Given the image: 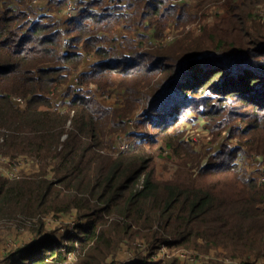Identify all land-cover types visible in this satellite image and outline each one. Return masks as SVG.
<instances>
[{
	"label": "trees",
	"instance_id": "1",
	"mask_svg": "<svg viewBox=\"0 0 264 264\" xmlns=\"http://www.w3.org/2000/svg\"><path fill=\"white\" fill-rule=\"evenodd\" d=\"M67 2L45 0V9L58 12ZM79 6L68 19L32 22L28 0H0V153L40 163L17 179L0 174V219H23L35 236L9 253L7 264H67L71 253L73 264H103L119 239L140 237L159 241L155 249L219 248L264 260V182L237 162L242 146L264 152V0ZM208 7L219 10L214 23L186 30ZM86 56L92 63L78 71ZM90 84L101 96L114 95L113 105L84 92ZM204 92L232 98L230 114L245 123L235 129L237 146L206 160L174 127ZM139 110L135 125L141 118L139 127L158 135L135 130L131 147L117 150L118 131H127ZM158 136L178 158L165 179L146 144ZM72 211L84 220L74 232L58 238L46 231L45 216ZM138 264L179 263L164 257Z\"/></svg>",
	"mask_w": 264,
	"mask_h": 264
},
{
	"label": "rangeland",
	"instance_id": "2",
	"mask_svg": "<svg viewBox=\"0 0 264 264\" xmlns=\"http://www.w3.org/2000/svg\"><path fill=\"white\" fill-rule=\"evenodd\" d=\"M80 7V6H79ZM78 9V7H76ZM218 10V9H215ZM214 9L208 7L199 12V18L196 17L193 22L187 25L186 30L188 29H199L206 24H212L215 21ZM61 11V10H60ZM219 11V10H218ZM217 12V11H216ZM198 16V15H197ZM198 20V21H197ZM59 30L63 31L64 25L60 24L58 27ZM200 30V29H199ZM196 30V31H199ZM166 40L171 36L170 32L166 33ZM84 69V68H82ZM199 69V67H198ZM77 76V73H72V85L75 83L74 78ZM83 91H89L91 95H96L97 99L101 102L102 105L110 107L114 103L115 96L104 94V96L99 95L98 89L94 84L84 85ZM206 92L200 94L195 104L196 108H187L185 112H180L178 117V122L176 124L177 129L182 133V140L187 142V145L194 149L196 153L200 154V158L205 157V160L211 154H215L220 151H227L229 147H235L239 143V138L237 135L234 136L236 128L244 126L245 123L239 118L238 113L230 114L232 109L235 107L233 102H231L230 97L224 96L222 94H205ZM115 94V92H113ZM183 97V95H182ZM17 98L14 97L13 99ZM185 102L188 99H191V94H187L185 97ZM19 106V105H18ZM211 106L214 108V111L211 115H200L198 110H205L206 107ZM142 109V108H141ZM140 109V110H141ZM137 111L130 121H132L131 126L134 128L131 129L127 127V131L121 132L120 141L136 140L134 137L137 134H133L135 130L139 135H143L144 132H151L158 135L157 130L146 129L144 126L139 127V122H143L138 118V122L135 125L136 121L134 118L141 117V112ZM184 113V114H183ZM171 128L169 131H173ZM139 129V130H138ZM141 129V131H140ZM143 130V131H142ZM1 131H5L1 129ZM140 131V132H139ZM129 137H132L130 139ZM159 136L152 142L148 141L147 147H150L151 154L153 155V168L156 174L165 179L167 176H170L171 173L176 169L175 162H178V158L173 154V151H170L161 140L158 141ZM26 154L19 155H8L0 153V174L6 179H17L24 175H30L39 170L40 163L33 157L28 156L31 162L30 166L27 169L17 170L13 169L11 176L9 172H5L4 168L10 165V162H5L8 159H14V162L22 163V156ZM259 155L260 161L262 163L254 165L251 163L253 156ZM33 158V160H32ZM237 162L242 168H246L248 172L252 174L260 175L261 171L264 169V152H250L246 150V147L242 146L237 152ZM11 168V167H10ZM17 170V171H16ZM15 171V172H14ZM263 174V172H262ZM23 219H0V264H7V256L9 253L13 252L15 249L21 247L24 244L31 243L35 236L31 230L24 228ZM45 229L50 235L62 237L65 233L74 232L75 226L77 223L84 224V220L79 221L74 214V212L49 214L45 216ZM159 237V236H158ZM159 239V238H157ZM159 241L146 240L145 238H125L119 239L116 243L114 249L111 253L105 258L103 264H138L145 262H154L164 257L175 258L179 264H225L227 260L232 259H242L244 261H256L257 258L250 257L246 259L244 256L235 257L230 253L219 248H209V247H194L193 248H177L171 244H162L161 247L155 249ZM195 248V249H194ZM153 251V252H152ZM189 257L193 258L190 259ZM76 260V257L73 253L69 254L67 264H73ZM263 262L264 260L261 259Z\"/></svg>",
	"mask_w": 264,
	"mask_h": 264
},
{
	"label": "built area",
	"instance_id": "3",
	"mask_svg": "<svg viewBox=\"0 0 264 264\" xmlns=\"http://www.w3.org/2000/svg\"><path fill=\"white\" fill-rule=\"evenodd\" d=\"M78 1L79 0H68L67 5L64 7V9H62L61 11L58 12H50L48 10L45 9V0H28V7L31 8L28 12L27 15V19H29L30 21L34 22L36 20L39 19V17H45L44 19H46L47 16H52L55 18V20H65L68 19L70 17H72L74 14L77 13V11L79 10L80 7H78ZM173 3H183L185 1L188 0H171ZM76 7H78V9H76ZM63 39H62V46L64 47L67 44V39L65 37V35H63ZM92 58L90 56H86L83 59V62L79 68L78 71H80L82 68H86L88 65H90L92 63ZM75 83H77V77L74 78ZM14 100V104L15 105H23L24 104V99L17 97ZM132 121H129V125L130 128L133 129L134 127L131 126ZM133 133V132H132ZM130 139H132V137H129ZM127 138H125V140H121L119 139V141L116 144V149L119 151H125L128 150L133 142L130 140H126ZM28 156L23 155L22 159H23V164L14 162L15 158L12 160L8 159L5 164L7 162H10V165L8 167L4 168L5 172H9L11 176H16V175H12L11 172H13V169H16L20 164L19 168L17 170H21V169H27L30 166L31 162L29 159L27 160ZM260 159L259 155L253 156V158L251 159V163L254 165L260 164L262 163V161L258 160ZM33 160V158H32ZM34 161V160H33ZM11 167V168H10ZM16 170V171H17ZM15 172V171H14ZM259 180L264 182V175L261 174L259 175ZM190 259H193L191 257H189ZM225 264H264V262L262 260H256V261H244L242 259H230L227 260V262H224Z\"/></svg>",
	"mask_w": 264,
	"mask_h": 264
},
{
	"label": "crops",
	"instance_id": "4",
	"mask_svg": "<svg viewBox=\"0 0 264 264\" xmlns=\"http://www.w3.org/2000/svg\"><path fill=\"white\" fill-rule=\"evenodd\" d=\"M24 105V104H23ZM23 105H21V106H23ZM6 264V263H5Z\"/></svg>",
	"mask_w": 264,
	"mask_h": 264
}]
</instances>
